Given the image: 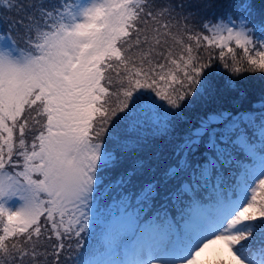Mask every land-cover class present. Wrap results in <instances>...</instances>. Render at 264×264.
Listing matches in <instances>:
<instances>
[{
    "label": "snow or ice",
    "instance_id": "1",
    "mask_svg": "<svg viewBox=\"0 0 264 264\" xmlns=\"http://www.w3.org/2000/svg\"><path fill=\"white\" fill-rule=\"evenodd\" d=\"M215 64L264 78V0H0V264H264V104L186 120Z\"/></svg>",
    "mask_w": 264,
    "mask_h": 264
},
{
    "label": "trees",
    "instance_id": "2",
    "mask_svg": "<svg viewBox=\"0 0 264 264\" xmlns=\"http://www.w3.org/2000/svg\"><path fill=\"white\" fill-rule=\"evenodd\" d=\"M156 2L160 3L162 0H156ZM213 11L215 10H209L208 18H214ZM216 14L219 15V12L217 11ZM214 67L219 69L213 74L216 84V90L213 92L215 98L206 103L193 105L188 110L187 122L194 124L198 117L216 108H223L227 111L247 108L260 110L261 104H264V78H261L259 74L251 75L246 73L235 81L236 87L231 88L227 86L228 80L231 79L230 73L218 64H215ZM145 151L149 160L153 162L152 167L143 177L145 180L150 179L152 174L162 175V170L172 163L178 155V149L174 152L171 144L166 145L160 141L151 142L149 149ZM108 175H112V173H108ZM53 242H55L54 238Z\"/></svg>",
    "mask_w": 264,
    "mask_h": 264
},
{
    "label": "rangeland",
    "instance_id": "3",
    "mask_svg": "<svg viewBox=\"0 0 264 264\" xmlns=\"http://www.w3.org/2000/svg\"><path fill=\"white\" fill-rule=\"evenodd\" d=\"M263 85H264V83H263ZM263 93H264V87H263ZM209 254H211V252H209Z\"/></svg>",
    "mask_w": 264,
    "mask_h": 264
}]
</instances>
